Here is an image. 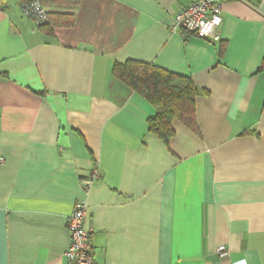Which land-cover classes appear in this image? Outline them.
<instances>
[{"label": "crops", "instance_id": "1", "mask_svg": "<svg viewBox=\"0 0 264 264\" xmlns=\"http://www.w3.org/2000/svg\"><path fill=\"white\" fill-rule=\"evenodd\" d=\"M192 1L0 0V264H67L77 200L95 264H264V0H223L217 42L175 27ZM127 60L190 78L195 127L150 133Z\"/></svg>", "mask_w": 264, "mask_h": 264}, {"label": "trees", "instance_id": "2", "mask_svg": "<svg viewBox=\"0 0 264 264\" xmlns=\"http://www.w3.org/2000/svg\"><path fill=\"white\" fill-rule=\"evenodd\" d=\"M50 23L51 19L47 25L39 28H46ZM263 67L264 60L261 69ZM112 73L153 105L155 114L147 119V129L166 146L174 134L171 127L174 118L191 128L195 127L193 107L200 91L190 78L135 60L115 63Z\"/></svg>", "mask_w": 264, "mask_h": 264}, {"label": "built area", "instance_id": "3", "mask_svg": "<svg viewBox=\"0 0 264 264\" xmlns=\"http://www.w3.org/2000/svg\"><path fill=\"white\" fill-rule=\"evenodd\" d=\"M222 2L223 0H193L175 13V27L200 39L219 41L218 28L222 23ZM21 11L23 16L33 22L36 27L49 23L50 17L38 1L24 3ZM97 177L98 172L93 170L89 178L82 181L83 186L88 188ZM86 215V202L77 200L66 218L70 243L63 255L67 264H95L90 239L91 230L85 226ZM217 252L219 256L225 254L223 247L218 248Z\"/></svg>", "mask_w": 264, "mask_h": 264}]
</instances>
